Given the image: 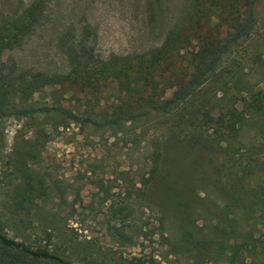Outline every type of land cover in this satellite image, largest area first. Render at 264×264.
<instances>
[{
	"label": "rangeland",
	"instance_id": "obj_1",
	"mask_svg": "<svg viewBox=\"0 0 264 264\" xmlns=\"http://www.w3.org/2000/svg\"><path fill=\"white\" fill-rule=\"evenodd\" d=\"M33 1L0 0V25L27 16ZM249 11L250 35L238 40L232 56L224 63L226 68L208 87L205 96H210L212 87L226 77L229 88L233 87L234 73L232 67H227L231 61L236 62V67L240 64L244 80L251 84L260 81V87H264V0H52L46 5L36 29L20 46L0 47V81L3 82V70L46 76L66 71L67 57L57 46L62 32L77 43L86 31L85 41L95 48V55L107 60L114 54L127 56L151 51L176 27L173 42L184 48L183 56L176 59L181 65L192 59L191 49L199 46L200 38L208 41L225 38L245 21ZM199 95L196 100L204 96ZM34 98L48 106L66 104L54 95L51 97L50 88L36 93ZM220 115H225V111ZM216 116L213 115L215 121ZM152 125L151 120L120 127L88 125L82 134L76 125H69L62 127L58 136L46 125L40 135L49 142L33 168L45 175L49 195L38 201L39 210L25 214L16 204L21 195L22 178L13 170L15 157L11 155L23 121L1 118L0 227L4 233L33 249L48 248L71 264H130V261L134 264H228L229 250L224 251L225 245L217 240L218 220L225 222L218 212L225 206L228 180L209 162L206 144L202 146L205 166L199 173L203 179L192 202L193 210L190 209L194 216L189 219L181 213L164 214L143 201L117 214V209L127 207L130 191L118 195L119 189L110 183L107 186L110 192L106 194L97 185L96 181L103 176L112 179L114 176L109 173L114 171H128L130 167L139 174L147 171L151 165L150 148L144 143L135 145L134 140L135 133ZM255 136V131L246 130L239 137L251 141ZM33 137L32 133L27 134V138ZM179 146L176 143L166 150L170 163L182 155ZM226 152L218 149V159L224 160ZM245 153L243 148L237 155ZM130 178L140 179L132 174L125 176L127 182ZM45 220L53 222L52 232ZM120 228L133 235L134 245L121 243L116 232ZM262 232L256 233V237L263 235ZM263 240L261 237L258 243L260 252H264ZM246 263L264 264V254L250 257Z\"/></svg>",
	"mask_w": 264,
	"mask_h": 264
},
{
	"label": "trees",
	"instance_id": "obj_2",
	"mask_svg": "<svg viewBox=\"0 0 264 264\" xmlns=\"http://www.w3.org/2000/svg\"><path fill=\"white\" fill-rule=\"evenodd\" d=\"M51 1L34 0L27 9V16L3 22L0 47L20 46L36 29ZM175 29L151 51L127 56L114 54L107 60L95 55V48L85 41L86 31L77 43L62 32L57 46L67 57L66 71L46 76L3 70L0 119L23 121L11 154L15 157L13 170L22 178L21 195L16 204L22 212L30 214L39 210L38 201L49 195L45 175L33 168L49 142L40 135L46 125L58 136L60 129L69 125H76L82 134L88 125L120 127L151 120L152 127L135 133L134 140L135 145L144 143L150 148L151 165L147 171L139 174L130 167L128 171L109 173L114 176L112 179L103 176L96 181L106 194L110 192L107 187L110 183L119 189L118 195L130 191L127 207L115 213L132 209L134 204L143 201L164 214L173 212L183 214L186 219L193 217L190 209L193 210L192 202L203 179L199 173L205 166L202 146L206 144L209 162L228 180L225 206L218 212L225 222L218 220L217 240L225 245L224 251L229 250L228 264H247L248 258L264 254L258 250L260 238L264 237V87H260V81L251 84L244 80L240 64L236 67V62L231 61L227 67H232L234 73L233 87L229 88L230 81L226 77L212 87L210 96L205 93L223 73L224 63L230 54L232 56L238 40L250 35L251 11L225 38L212 41L200 38L199 46L191 49L192 59L181 65L176 59L183 56L184 48L173 42ZM47 88L51 97L54 95L56 100L66 104L48 106L35 100V94ZM201 93L204 96L196 100ZM221 111H225V115H220ZM213 115H217L216 121ZM246 130L255 131L256 136L251 141L239 137ZM30 133L34 135L32 139L27 138ZM256 139L260 141L255 143ZM176 143L181 145L178 148L182 155L170 163L166 150ZM243 148L246 153L237 155ZM218 149L227 151L224 160L218 159ZM130 174L140 179L130 178L127 182L125 176ZM45 222L50 224L52 232L53 222ZM116 232L122 244L134 245L133 235L123 228ZM261 232L263 235L257 238L256 233ZM261 243L264 249V240ZM0 264L71 263L48 248L33 249L10 238L0 227ZM130 264L134 263L130 261Z\"/></svg>",
	"mask_w": 264,
	"mask_h": 264
}]
</instances>
